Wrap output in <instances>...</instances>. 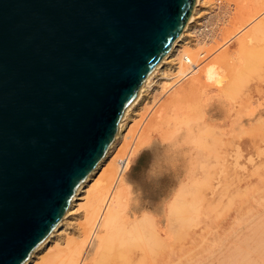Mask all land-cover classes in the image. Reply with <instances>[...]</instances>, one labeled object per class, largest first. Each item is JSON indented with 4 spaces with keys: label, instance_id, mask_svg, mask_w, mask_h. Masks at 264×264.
<instances>
[{
    "label": "water",
    "instance_id": "water-1",
    "mask_svg": "<svg viewBox=\"0 0 264 264\" xmlns=\"http://www.w3.org/2000/svg\"><path fill=\"white\" fill-rule=\"evenodd\" d=\"M198 0H0V264L61 224Z\"/></svg>",
    "mask_w": 264,
    "mask_h": 264
},
{
    "label": "bare ground",
    "instance_id": "bare-ground-1",
    "mask_svg": "<svg viewBox=\"0 0 264 264\" xmlns=\"http://www.w3.org/2000/svg\"><path fill=\"white\" fill-rule=\"evenodd\" d=\"M216 1L219 2L218 4L220 5V8L223 9L224 7H226L225 10L228 9L229 11L231 10L230 9L231 5L234 4L235 11H237V14H236V16H238L237 19H239V21H237V23L240 24L237 27V30H239V28H242L247 22H250L253 20H258V22L256 24H254V26H252V28H250L248 32L246 31V33H243L244 34L243 37L241 39L237 40V42L235 43V50L234 51H236V52L241 51V54H242V51L247 52L246 54H244L245 52H243V54L246 55V57L243 54L241 56L239 53L240 63H241V57H242V63L244 62L243 66H242V63L239 64V65H241V67H240L241 70L240 71L235 70L234 73H236V75L234 74L235 76L232 77L231 79L228 77V75H230L228 73H227V75H224L225 77L223 76V78H222V77H220L221 74H220V71L218 70V68H219L218 64L219 63L218 64L216 63L218 65V68H215L214 66H212V62L213 61L216 62V60H212V62L210 64H205L206 66L202 65L203 64L202 61L205 62L203 60V57L206 56V54L204 55V52L202 51L203 48L201 49L202 46L201 47L199 46L201 50L196 49V48L191 49V47L193 45L191 46L189 40H190L191 36H192V38L194 36V35H192L193 34L192 33L193 25H194V23H197L199 21V19L201 17L202 8H203L202 5H204V3L207 2V0H198V4L196 5L195 10L193 12V18H192L191 22L188 23V25H187L186 29L184 30L182 36L176 41V43L172 47L168 56L165 58V60L157 68L155 74L149 80H147L144 83L143 88L141 90V93L139 95V98L129 108V110L126 112L124 118L122 119V121L119 125V131H118L117 137H116L114 143L112 144V146L110 147V149L108 150L106 156L104 157V159L100 162V164L97 166V168L92 172V174L86 179V181L81 185V187L77 191L75 197L73 198V200L71 202L70 208L67 212L68 214L61 221V224L53 231V233L48 238V240L45 243H43V245L32 254V256L30 257V259L28 260V262L26 264H140L139 262H141V261H150L152 259L156 260L158 258H159V262H161L160 264H171L170 263V259L172 257V252L170 250L171 249L170 246L172 244L171 239L174 240L176 238L177 240H180L182 238V235H183L182 231H183L184 227L187 225V221H188L187 218H189L190 216H191V218L194 217V214H193V216L189 215V214L194 213L196 211L199 212V210L206 208L207 205L210 206V204L212 202H214L215 199L220 194V192L215 190L216 187L214 189L212 187V184L210 183L212 177H214L216 174L221 173V175H223V179L225 181V186L223 188L225 190H228L230 188V185L232 183V174L230 171V163L232 161V157H234V155L232 153L233 148H226L221 154H220L221 150L217 151V148L220 146V144H222L221 143V141H222L221 136H219L217 134V132L215 131L217 126L214 124H210L211 130L209 132L206 131L207 134H206V132H205V134L203 132L198 133L197 131H195L194 129L191 128L192 126L190 128H187L185 130V132L183 130H181L182 131L181 132L178 129L179 131H176L177 134L175 133L176 134L174 137L175 139H172V140L173 141L175 140L178 147L179 146L182 147V150L177 152V155H176L177 157H175L170 153L171 150L174 151L175 148L174 149H170V148L165 149V151H166L165 155L170 154L167 156V160H169V162H171L177 158H179V160L177 161V163H178L177 165L174 164L176 166H174V168L172 170L173 171V175L171 174L172 177L166 178V180H167L166 189L160 194V197H162L164 200H166V202L162 208V211L159 210V212H157V213L156 212H144L140 217L135 216V213H137V212H135L136 208L133 211V212H135L133 217L126 216V213H125L127 208H129L127 200H129L128 198L130 196L129 194H130L131 185H129V182L127 179L128 177L127 178L124 177V174H126V171H127L128 167L130 166L133 157L134 156L136 157L139 154V151H141V149L143 147L151 144V142L153 140L158 141L159 139L157 140V138H156L157 135H161V139L163 141H166V140L170 139L171 136H173L171 134H173V132L175 131V130L172 131L169 129L168 132L164 131L163 134H156V133H160V131H162L165 127L166 122L164 120L165 118H163L164 114H166L169 110L173 111L172 108L174 107L175 104H177V103L180 104V102H182L184 100L187 101L188 97H190V96L192 97L195 93H197V95H198V94L205 92V90H207L206 88L211 87V84L209 82H214V83L219 84V85H221L223 83L221 88H218V86L216 87V90H217V88L219 89V90H217L218 93H220L221 90H226L227 92H229L228 89L231 90V86L229 87L230 83H233V85H235V83L236 84L238 83V85L241 84V81H244V79L246 78L245 77L246 74H251V75H249V77H251L252 76L251 72L254 71V68H255L254 72H256L258 70V69H256V66H257V68H259V66H261V64L263 65V63H264V47H262V49L259 51H258V49H256V51H258V52L256 54L252 53L253 57H251V56H249L250 58L247 57L248 47H249V45L252 46L251 45L253 43L252 40L253 39L259 40L258 39L259 37L261 39H263V37H264V15H263L264 14V0H256L254 3H253V0H216ZM245 3H248V7H247V4H245ZM262 15H263V18L261 17ZM259 18H261V19H259ZM235 24L236 23H233V25H235ZM228 28L229 27H227V29ZM235 28L236 27H234L232 29H235ZM227 32H228V30H227ZM229 32H230V29H229ZM233 34H234V32H233ZM229 36H231V34ZM226 39H227V36H226ZM262 42H264V41H262ZM217 45H218V43H217ZM215 47L216 46H214V48ZM218 47H220V46L218 45ZM214 48H213V50H214ZM255 48L256 47L254 46L253 49L255 50ZM210 49H212V48H210ZM204 50H205V48H204ZM254 50H252V51H254ZM208 51H209V49L207 48V52H206L207 56H208ZM250 54H251V52H250ZM227 55H228V52H227ZM229 56H231V54L228 55V58H225V60L223 58L224 61H221L222 59L219 60V61H221L220 63L222 65L220 68L224 67L222 72L224 71L225 66L230 65V64L232 65V63H230ZM244 57H245V59L248 58L247 62H245ZM204 59H205V57H204ZM215 62H213V65H215ZM199 63L201 66L199 65ZM234 64L237 65L235 62H234ZM202 66H205V67H202ZM233 66L234 65H232V67H231L232 69H233ZM237 69H239V68H237ZM261 69H263V68H261ZM173 72L178 73L179 76L183 75L184 79L187 75L189 77L190 74H197L198 73V75L197 76L195 75L194 78L187 85L183 86L184 84L182 83L181 88L178 87L177 90H173L174 91L172 94L173 96L168 94V96L170 95V97L167 98V100L165 101L166 103L165 104L163 103V105L159 106V108L157 106V109H154L155 111L153 110L154 111L153 114L150 115L151 117L148 118L147 122H145V124L146 123L147 124L144 126V128H142V130L139 131V127H140V124L142 122L140 121V124L138 122H136L135 115H137V116L139 115V117L140 116L143 117L145 115V113L147 114V112H146L147 110L142 114H141V110L148 108V105H149V103L147 102L148 97H149L148 93L151 90L155 91V89H151V88L152 87L154 88L156 84H158V86H159V88L156 87V90H157V88L158 89L162 88L161 94L163 93V90L167 91V90L172 89L173 87H176V85L178 83H176L177 82L176 81L173 84V81H172L174 78ZM226 72H227V69H226ZM183 76H181V78ZM247 77H248V75H247ZM191 78L192 77H190V79ZM187 80H189V79H187ZM234 80H235V83H234ZM259 80L262 81V78L261 79L260 78L259 79L258 78H252L251 79V81L253 82L254 85H260ZM225 81H226V86H225ZM183 82H185V81H183ZM243 83L245 84V82H243ZM233 85H232V90H231L232 92L234 91ZM237 86L235 87L236 89H237ZM239 86L241 87V85H239ZM242 87H243V85H242ZM242 87L240 88V92H241ZM216 90H214V91H216ZM208 91H209V89H208ZM237 93L238 92H236V94ZM257 94L259 95V91H257ZM224 95L226 98L227 97L226 95H228V94H224ZM233 95H235V94H233ZM161 96H163V95H161ZM217 96H219V95L217 94ZM197 97H196V95H194V99H196ZM220 97H222V96L220 95ZM198 98L200 99V97H198ZM214 98H215V96H214ZM227 98H229V96ZM235 100L237 101V99H235ZM235 100H234V102H235ZM198 101L199 100H197V102ZM162 102H160V103L162 104ZM153 103H154V101H153ZM247 103L249 104L250 102H247ZM154 105H155V103H154ZM156 105H158V104H156ZM193 107H194V105H193ZM187 109H188V107H187ZM181 110H182V108H181ZM179 111H180V109H179ZM197 111L201 113L200 119L204 118L203 119V124H204V122L207 121L206 120L207 111L203 109V111H204L203 112L199 108H197ZM186 112H187V110H186ZM149 114L147 115V117L149 116ZM172 115H174V114H172ZM176 115H177V113H176ZM144 117H143V119H144ZM182 117H183V115H182ZM186 119H188V118L186 117ZM188 120H190V119H188ZM189 122H192L193 124H195L194 121L192 120V118ZM185 123H186V121H185ZM185 123L183 124L184 126H185ZM203 124H202V127H203ZM205 124H204V127H205ZM186 125H189L188 122ZM170 126H172V125H170ZM167 127H168V125H167ZM167 127H166V129H167ZM260 127L259 128L261 131L264 130V129H262V125ZM263 128H264V126H263ZM182 129H184V128H182ZM199 129H200V127H199ZM176 130H177V128H176ZM248 131H252V130H248ZM223 134H224V132H223ZM245 134H246V132H245ZM226 135H227V133H226ZM154 138H156V140ZM190 139H192V143H190ZM153 143H152V145H153ZM158 143H159V141H158ZM223 146H224V144H223ZM152 148H154V147L152 146ZM237 150L238 149H236V151ZM238 153H239V151H238ZM235 156H236V154H235ZM153 159H154V157H153ZM236 161H237L236 163H238L237 159H236ZM248 163L249 162L247 161L246 164H248ZM217 166L218 167L222 166L223 171H221L219 168H217ZM244 171H245V168H244ZM158 180H160V179H158ZM238 183H240V182L238 181ZM244 185H245V183H244ZM254 185H256V184H254ZM161 189H163V188H161ZM251 191H254V188L251 189ZM248 192L250 193V191H248ZM140 194H141V191H140ZM250 196H252V193ZM223 198H224V196H223ZM240 199L241 198H239V200ZM247 200L250 204L252 203L251 197H247ZM252 201H254V200H252ZM255 201H256V199H255ZM237 202H238V199H237ZM240 202H241V200H240ZM131 204H133V203H130V205ZM241 204H242V202H241ZM254 205L256 206V204H253V206ZM263 205H264V202H263ZM249 209H250V207L248 209L243 208L242 210H244V212L247 215L249 213V212H247V210H249ZM137 210H138V207H137ZM140 210H141V208H140ZM238 211H239V209H238ZM78 212H81V216L83 217V219H81L82 222L80 221L76 231L72 235H68L67 237H65V240L63 242H61L60 237H61V234L63 232V228L67 224L69 218H71L75 213H78ZM253 212L255 214L257 211H255V209H254ZM124 213H125V215H124ZM227 213H228V211H227ZM127 214H128V212H127ZM199 214H200V212H199ZM199 214H196V215L198 217H201ZM238 214L239 213H237V215ZM188 215H189V217H187ZM251 215H250V218H251ZM197 216L194 217V219L196 218V220H197ZM206 216L207 215H205V217ZM260 216H263V215L261 214ZM203 217H204V215H203ZM221 217H220V219H222ZM227 217H228V214H227ZM239 217L241 219L240 215H239ZM246 217H244V218L245 219L249 218V217H247V218ZM191 218H189V219L191 220ZM245 219L242 222H244ZM212 220L214 221V219H212ZM206 221H207V218H205V223H207ZM247 222H248V220H247ZM193 223H194V221H193ZM214 223H215V221H214ZM237 223H239V222L237 221ZM254 223H252V224H254ZM258 225H260V222H259V224H256V229H257L256 231L259 233L260 237H261L260 233L262 234V236H264V227L261 225H260V227H258ZM208 226H210V225H208ZM233 226H235V225H233ZM244 228L246 229L247 226ZM254 228L255 227L253 226L251 229L255 230ZM236 229H238V226ZM201 232H202V230H201ZM232 233H233V231H232ZM240 233H241V231H240ZM258 233H257V236H258ZM226 235L228 237V235H229L228 232ZM191 236L193 237V234L190 235V237ZM259 236H258V238H259ZM195 237H196V234H195ZM195 237H193V239ZM201 237H203V236H201ZM236 237L237 236H235L234 238H236ZM199 238H200V236H199ZM217 238H218V236H217ZM224 238H225V236H224ZM234 238H233V240H234ZM183 239H184V237L182 238V240ZM240 240H242V239H240ZM240 240H239V242L241 243ZM200 242H201V240H200ZM213 242H214V240H213ZM239 242H238V245L240 244ZM255 242L256 241H254V246L256 247L257 245L255 244ZM191 243H193V241H191ZM179 244H180V242H179ZM197 244H198V242H197ZM202 244H203V240H202ZM235 244L237 245V243H235ZM194 245H196V244H194ZM190 248H191V246H190ZM230 248L234 249L233 247H230ZM236 249H237V247H236ZM257 249L260 251V254L263 256L264 255V237L262 238V240L260 239L258 241ZM187 250L189 251L188 248H187ZM90 251H92V254H91L90 258L87 260V255ZM179 251H180V249H179ZM179 251H178L179 257H177V259H176V260H178V259L179 260L176 264H182V257H180L181 253L179 254ZM230 251H232V250H230ZM228 253H230V252H228ZM174 254H175V252H174ZM261 255H259V256H261ZM253 256H255V255L253 254ZM229 257H231V256L229 255ZM232 257H233V255H232ZM228 258H227V260H228ZM257 258H258V256H257ZM243 261H244V263L241 262L239 259H236V258L233 259L232 261L230 259L229 264H254L255 263L254 261H256V260H253V263H248L247 259H244ZM262 264H264V263L262 262Z\"/></svg>",
    "mask_w": 264,
    "mask_h": 264
},
{
    "label": "rangeland",
    "instance_id": "rangeland-1",
    "mask_svg": "<svg viewBox=\"0 0 264 264\" xmlns=\"http://www.w3.org/2000/svg\"><path fill=\"white\" fill-rule=\"evenodd\" d=\"M255 1L256 0H253V3ZM218 3L219 2L216 0H207V2L204 3V5H202L203 8H202V12H201V17L197 23H194L193 31H192V33H193L192 35H194V36H193V38L191 36L189 41H190L191 46L193 45L191 47V49L196 48V49L201 50L203 48L202 51L204 52V55L206 54V56H207V53H206L207 48L209 49L210 52L208 51V56L207 57L204 56L205 59L203 57V60L205 62L202 61V63H203V64L201 63L202 65L210 64L212 62V60H216V62L213 61V62H215V65H213V62H212V66H214L215 68H218V65H219L218 70L220 71V74H221L220 77L223 78V76L227 75V73H228V74H230V75H228V77L231 79L232 77H234L236 75V73H234L235 70H237V71L241 70V68H240L241 65H239V64L242 63V57H241V63H240L239 53L242 56L243 52H245V51H242V54H241V51L240 52L234 51L235 50V43L237 42V40L241 39L244 35L243 33H246V31L248 32L249 29L252 28V26H254V24H256L258 22V20H253V21L247 22L242 28H239V30H237V27L240 24L237 23V21H239V19H237L238 18V16H236L237 11H235L234 4L231 5V8H230L231 10L229 11L228 9L225 10L226 7H224L223 9L220 8V5ZM245 4H247V7H248V3H245ZM263 15L261 16L262 18H263ZM259 19H261V18H259ZM233 23H236L235 24L236 26L233 25ZM227 27H229V28L227 29ZM234 27H236V28L232 29ZM229 29H230V32H229ZM227 30L229 33L227 32ZM233 32H234V34H233ZM230 34H231V36H229ZM226 36H227V39H226ZM258 39L259 40L253 39L252 40L253 43L251 44L252 46L249 45L248 54H247L248 58H250L249 56L253 57L252 53L256 54L259 50L262 49V47H264V44H263L264 42H262V41H264V37H263V39H261L260 37ZM217 43L220 47H218ZM213 45L216 47L214 48ZM253 45L256 47L255 50L253 49V47H254ZM199 46L200 47L202 46L201 49ZM209 47L212 49H210ZM204 48H205V50H204ZM213 48H214V50H213ZM256 49H258V51H256ZM252 50H254V51H252ZM226 51L228 52V55L231 54V56H229L230 63H232V65H234L233 69L234 68L235 69L233 70L231 68L232 65L230 64V65L225 66V69L223 71L224 73H223L222 70L224 67L220 68L222 66L220 62L224 61L225 58H228ZM250 52H251V54H250ZM246 53L247 52H245L244 54H246ZM244 56L246 57V55H244ZM230 57L231 58L233 57V58L231 59ZM245 57H244V59H245ZM223 58H224V60H223ZM247 59H245V62H247ZM219 60H221V61H219ZM234 62L237 65H235ZM216 63L217 64L219 63V64L217 65ZM243 64H244V62L242 63V66H243ZM199 65H200V63H199ZM205 66H202V67H205ZM237 68H239V69H237ZM261 68H263V69H261ZM226 69H227V72H226ZM256 69H258L259 71L257 70L258 72L257 71L254 72L255 71V68H254V71L251 72L252 73L251 77H249V75H251V74H246L245 75L246 78L244 79V81L240 80L241 84H239V85H241V87L243 85L241 92H240L241 87L238 85V83L237 84L235 83V80H234L235 85H233V83H230V85H229V87L231 86V90H232V85L234 86L233 87L234 91L232 92L230 89H228L229 92H227L226 90H221L222 93L221 92L218 93L217 90H219L218 88L222 87L223 83L221 85H219V84H216L214 82H209L211 84L210 88L212 90L210 88H206L207 90H205V92L198 94V95H197V93L194 94V95H196V97L197 96L200 97V99L198 97L196 99H194V95H193L192 97L191 96L188 97L187 101L184 100V101L180 102V104L179 103L175 104L174 107L172 108L173 111L169 110L166 113L167 115L164 114V116H163V118H165L164 120L166 122L165 127H164L165 130L163 129L162 131H160V133H156V134H163L164 131L168 132L170 129L172 131L175 130L173 132V134H171L173 136H171L170 139L166 140L167 141L166 142V141H163L161 139V135H157L156 138H157V140L159 139L158 140L159 143H158V141L153 140L151 142V144L143 147L141 149V151H139V154L136 157L135 156L133 157V159H132L133 163L131 162V164H130L131 167L129 166L127 171H126V174H124V177H126V178L128 177L127 179H128L129 185H131L130 194H129L130 196L128 198L129 200H127L129 208H127V210L125 212L126 216L133 217L135 212H137V213H135V216H138V217H140L144 212H156L157 213V212H159V210L162 211V208L166 202V200H164L162 197H160V194L166 189V186H167L166 178L172 177L171 176V174L173 175L172 170H173L174 166H176L178 164L177 161L179 160V158H177V159L169 162V160H167V156L170 154L165 155V152H166L165 149L166 148H170V149L175 148L174 151L171 150V152H170L175 157H177L176 156L177 152L182 150V147L181 146L178 147L176 141L172 140V139H175L174 137L177 134L176 131L183 130L185 132V130L187 128H190L192 126L191 128L194 129L195 131H197L198 133L203 132L205 134L206 131L209 132L211 130L210 124H214L217 126L215 131L222 138V141H221L222 144H220V146H219L220 148L219 147L217 148V151L221 150L220 151V154H221L226 148H233L232 153H233L234 157H232V161L230 163V171L232 174V183L230 185V188L228 190H225L223 188L225 186V181H224L223 175H221V173L216 174L214 177H212L210 183L212 184V187L214 189L216 187L215 190L220 192V194L215 199V201L210 204V206L207 205L206 208L199 210L200 214L198 211L189 214L192 216L194 214V217L197 216L196 214H199L201 217L197 216V220H196V218L194 219V217L191 218V216L190 217H189V215L187 216V217L191 218V220L189 218H187L188 219L187 225L184 227V229L182 231V233H183L182 238L184 237V239L183 240H182V238L180 240H177L176 238L174 240L171 239L172 240L171 241L172 244L170 246V248H171L170 250L172 252V257L170 259L171 264H176L178 262L179 259L178 260H176V259H177V257H179L178 256L179 249H180L179 254L181 253L180 257H182V264H217V263L218 264H221V263L222 264L223 263L229 264L230 259L232 261L235 258L239 259L243 263H244V261H243L244 259H247L248 263H253V260H256V261H254L255 262L254 264H260V263L262 264V262L264 263V258H263L264 255L262 256L260 254V251L257 249L258 241L260 239L262 240V238L264 236H262V234L260 233V235H261V237H260L259 233L256 231L257 230L256 224H259V222H260V225L264 227V208H263L264 207V205H263V202H264V192H263L264 191V132L263 131L264 130H262V131L260 130L261 125H262V129H264L263 128V126H264V122H263L264 121V82H263L264 81V79H263L264 78V63H263V65L261 64V66H259V68H257V66H256ZM176 72H173L174 78L172 80L173 84L177 81L176 83H178V84L176 85V87H173L172 89L167 90V91L163 90L162 94H161L162 88L158 89L159 88L158 84H156L154 88L153 87L151 88V89H155V91L151 90L148 93L149 94L148 95L149 96L148 101H147L149 103L148 108L141 110V114L144 113L146 110H147L146 111L147 114L145 113V115H144L145 117L143 116L144 119L141 116L139 117V115L138 116L135 115L136 122H138L139 124H140V121L142 122L140 124L139 131L142 130V128H144V126L147 124V123L145 124V122H147L148 118L151 117L150 115L153 114V112L155 111L154 109H157V106L159 108V106H162L163 103L164 104L166 103L165 101L167 100V98L173 94V92H174L173 90H177L178 87L181 88L182 83L184 84L183 86L187 85L194 78L195 75L196 76L198 75V73L197 74H190L189 77L187 75L184 79L183 75L179 76L178 73H176ZM247 75H248V77H247ZM181 76H183V77L181 78ZM190 77H192V78L190 79ZM252 78H258V79L262 78V81L259 80L260 85H254L253 82L251 81ZM187 79H189V80H187ZM183 81H185V82H183ZM243 82H245V84ZM217 86H218V88L216 90ZM225 86H226V81H225ZM236 86H237V89L235 88ZM156 87H158L157 90H156ZM208 89H209V91H208ZM214 90H216V91H214ZM257 91H259V95L257 94ZM236 92H238L237 93L238 95L236 94ZM168 94H170V95L168 96ZM217 94L219 96H217ZM224 94H228L226 96L227 97L229 96V98H227V97L225 98ZM233 94H235L236 96ZM161 95H163V96H161ZM220 95L222 97H220ZM214 96H215V98H214ZM234 98L237 99V101ZM197 100H199V101L197 102ZM234 100H235V102H234ZM153 101H154L155 105H154ZM157 101L162 102V104L160 102L158 103ZM247 102H250V103L248 104ZM156 104H158V105H156ZM193 105L195 108L193 107ZM186 106L188 107V109ZM181 108H182V110H181ZM197 108H199L202 111H203V109L207 111V117H206L207 121L204 122V124L206 123L207 125L205 124V127L203 124L204 118L200 119L201 113L197 111ZM179 109H180V111H179ZM186 110H187V112H186ZM170 112L174 115H172ZM176 113H177V115H176ZM148 114H149V116L147 117ZM182 115H183V117H182ZM186 117L190 120L192 118V120L194 121L195 124H193L192 122H189L190 120L186 119ZM185 121H186V123H185ZM187 122L189 125H186ZM184 123H185L186 127L183 125ZM202 124H203V127H202ZM167 125H168V127H167ZM170 125H172V126H170ZM166 127H167V129H166ZM199 127H200V129H199ZM176 128H177V130H176ZM182 128H184V129H182ZM248 130H252L253 132L248 131ZM222 131L224 132L225 135L223 134ZM207 132H206V134H207ZM225 132L227 133V135ZM245 132H246V134H245ZM156 138H154V139L156 140ZM152 143H153V145H152ZM190 143H192V139H190ZM223 144H224V146H223ZM152 146L154 148H152ZM236 149H238V150L236 151ZM238 151H239V153H238ZM235 154H236V156H235ZM153 157H154V159H153ZM239 157L240 158L242 157V158L240 159ZM236 159L238 160L239 164L236 163L237 162ZM247 161L249 162L248 164H246ZM174 164H176V165H174ZM217 168H219L221 171H223L222 166H220V167L217 166ZM244 168H245V171H244ZM158 179H160V180H158ZM238 181L240 183H238ZM244 183H245V185H244ZM254 184H256V185H254ZM161 188H163V189H161ZM253 188H254V191H251V189H253ZM140 191H141V194H140ZM248 191H250V193ZM251 193H252V196H250ZM223 196H224V198H223ZM247 197H251V202H252L251 204L248 202ZM239 198H241L240 200H241L242 204H241ZM237 199H238V202H237ZM255 199H256V201H255ZM252 200H254V201H252ZM230 202L232 204L233 203L234 204L232 205ZM130 203H133V204L130 205ZM253 204H256V206L255 205L253 206ZM137 207H138V210H137ZM249 207H250V209L247 210V212H249L248 213L249 215L248 214L246 215V213L242 209L243 208L248 209ZM140 208H141V210H140ZM134 209H135V212H133ZM238 209H239V211H238ZM254 209H255V211H257L256 212L257 214L256 213L254 214V212H253ZM227 211H228V213H227ZM127 212H128V214H127ZM125 213H124V215H125ZM237 213H239V214L237 215ZM227 214H228V217H227ZM261 214L263 216H260ZM203 215H204V217H203ZM205 215H207V216L205 217ZM239 215L241 216V219H240ZM250 215H251V218H250ZM246 216L249 218L245 219L244 217H246ZM220 217L222 219H220ZM205 218H207V221H206L207 223H205ZM81 219H83V217L81 216V212L75 213L71 218H69L67 224L63 228V232H62L61 237H60L61 242H63L65 240V237H67L68 235H72L76 231ZM212 219H214L215 223ZM244 219H245V221L242 222ZM247 220H248V222H247ZM193 221H194V223H193ZM237 221L239 223H237ZM252 223H254V224H252ZM208 225H210V226H208ZM233 225H235V226H233ZM260 225H258V227H260ZM237 226H238V229H236ZM246 226H247V228L245 229L244 227H246ZM253 226L255 227L254 228L255 230L251 229ZM201 230H202V232H201ZM232 231H233V233H232ZM240 231H241V233H240ZM227 232L229 234L228 237L226 235ZM257 233H258L259 238L257 236ZM192 234H193V237H195V234H196V237L194 239L192 236L190 237V235H192ZM199 236L201 239L199 238ZM201 236H203V237H201ZM217 236H218V238H217ZM224 236H225V238H224ZM235 236H237V237L234 238ZM233 238H234V240H233ZM240 239H242V240H240ZM200 240H201V242H200ZM202 240H203V244H202ZM213 240H214V242H213ZM239 240L241 241L242 244L239 242ZM191 241H193V243H191ZM254 241H256L255 242V244L257 245L256 247L254 246ZM179 242H180V244H179ZM197 242H198V244H197ZM238 242L240 243L239 245H238ZM235 243H237V245ZM194 244H196V245H194ZM190 246L192 249L190 248ZM230 247H233L234 249H231ZM236 247H237V249H236ZM187 248L189 249V251L187 250ZM230 250H232V251H230ZM174 252L176 255L174 254ZM228 252H230V253H228ZM91 254H92V251H90L88 253L87 260L90 258ZM253 254L255 256H253ZM229 255L231 257H229ZM232 255H233V257H232ZM259 255H261V256H259ZM257 256H258V258H257ZM227 258H228V260H227ZM139 263L140 264H160L161 262H159V258H158L156 260L152 259L150 261H141Z\"/></svg>",
    "mask_w": 264,
    "mask_h": 264
}]
</instances>
